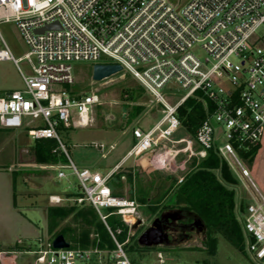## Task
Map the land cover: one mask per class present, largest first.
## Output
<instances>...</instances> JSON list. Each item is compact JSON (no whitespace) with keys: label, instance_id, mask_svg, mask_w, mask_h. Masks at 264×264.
<instances>
[{"label":"built area","instance_id":"2783aa9c","mask_svg":"<svg viewBox=\"0 0 264 264\" xmlns=\"http://www.w3.org/2000/svg\"><path fill=\"white\" fill-rule=\"evenodd\" d=\"M9 20L29 50L16 58L4 42L0 60L12 59L19 67L26 59L31 72L19 67L24 88L0 95V125L26 128L34 140L55 139L68 158L56 164L58 175L73 170L84 193L78 200L91 203L105 223L103 208H113L134 234L140 204L113 193L109 179L115 170H81L68 152L61 131L91 125L102 99L97 91L76 93L69 87L75 82L74 61L120 64L163 105L152 127L134 128L127 158L154 152L153 165L163 168L181 153L200 160L213 149L239 178H250L239 150L261 146L264 137V0H0V21ZM104 56L111 60L101 62ZM170 84L185 90L173 105L161 92ZM195 96L209 100L207 116L194 137L177 140L178 107ZM168 143L185 145L171 149ZM183 180L180 176L178 183ZM243 227L248 250L264 264L263 195L248 202ZM108 229L116 243L112 250L56 248L48 240L34 250L36 262L133 264L125 249L129 237L120 242Z\"/></svg>","mask_w":264,"mask_h":264},{"label":"rangeland","instance_id":"374dc122","mask_svg":"<svg viewBox=\"0 0 264 264\" xmlns=\"http://www.w3.org/2000/svg\"><path fill=\"white\" fill-rule=\"evenodd\" d=\"M4 42L16 58L24 56L29 50L16 22L12 20L0 21V50L6 48ZM195 52L201 57L205 56L204 51L199 47L195 48ZM110 60L109 57L104 56L101 62ZM94 64L91 61H74L72 65L75 82L69 86L76 93L97 91L101 95V103L94 108L93 121L89 126L64 129L61 131V135L72 160L81 170L89 168L92 171L98 170L105 174L123 154L119 153V148L122 146L110 149V144L118 140L122 142V138H126L130 134L128 132L121 137L123 131L121 128L140 125L149 129L162 117L163 105L127 70H122L102 80H94ZM19 67L26 74L31 72L26 59L20 60ZM19 67L12 59L0 60V95L24 88L25 84ZM161 92L166 101L173 105L181 98L185 90L179 85L170 84L161 89ZM183 136L192 137L180 126L174 137ZM97 142H103V148L95 145ZM34 144L35 140L28 134L26 128L7 129L0 125V251H5L0 255V264H37L34 250L39 247L40 242L45 244L52 235L48 229V208L50 206H71L76 203L74 197L67 199L66 196H58L57 199L51 200L52 197L48 196V193L51 192L78 190L79 180L71 168H65L66 175L60 177L58 175L60 169L56 167V164L40 162L34 152ZM103 153L106 155L103 156ZM239 157L250 175V178H239L232 171L238 180L237 184L233 185L236 190L235 212L245 237L244 251L237 249L218 233L217 251L210 253L209 245L206 242V232L199 234L193 232L190 238L183 242L151 247L143 246L138 242V237L152 224L157 215L153 214L148 205L140 204L137 216L143 222L135 231L138 232L136 239L125 247L132 263L260 264L248 250L243 222L246 214L244 207L248 202L259 194L264 196V137L252 162L243 157L240 152ZM153 168L155 172L157 171L156 173L165 170L155 166ZM189 170L188 168L182 169L180 175L185 176ZM13 174L17 179V191H30L31 195L38 193V199L36 204L33 203V206L24 204L22 198H19V205L16 204L19 207V212L13 210L7 202V195L12 192L14 186ZM160 174L166 175L165 173ZM252 181L258 191L252 185ZM124 183L121 190L127 197L130 185L126 180ZM166 201L170 203L171 200L168 198ZM81 202L77 200V204ZM103 211L106 212L107 208H103ZM76 222L77 220L72 214L61 219L59 224L60 226L70 224L75 227ZM66 238L69 236L66 235ZM18 246L26 247L19 249ZM85 263L77 261V264Z\"/></svg>","mask_w":264,"mask_h":264},{"label":"trees","instance_id":"16d2710c","mask_svg":"<svg viewBox=\"0 0 264 264\" xmlns=\"http://www.w3.org/2000/svg\"><path fill=\"white\" fill-rule=\"evenodd\" d=\"M212 103H210L211 106ZM207 98L189 97L178 107V116L181 126L194 137L200 124L207 116ZM260 145L250 149H240V154L253 161L260 149ZM34 152L40 162L48 163H68V158L58 149V142L51 138L36 139ZM192 168L185 174L184 180L178 183V178L158 175V193L149 198V189L138 183L139 188L136 192H131L130 197L136 198L139 204L148 205L153 214L159 215L166 209L174 208L186 212L194 219L197 215L206 224V242L209 245V252L217 251L218 238L221 234L231 244L240 251H244L245 237L241 231V226L236 216L235 208V188L237 178L234 176L229 165L223 161L213 150H209L208 156L198 160L193 158ZM121 171L114 172L109 179V185L113 193L122 196L118 188L122 184ZM132 182V175L127 177ZM141 185V186H140ZM153 185L150 182L149 187ZM84 193L79 187L78 190L69 193V197H74L76 203L71 206H50L48 208L49 224L48 229L52 234L49 240H53L57 235L63 234L71 242V246L79 248L98 247L100 249L112 250L116 243L108 229L114 232L120 242L129 241L125 247L136 239L138 232L129 235L130 227L122 217L114 213L113 208H107L106 223L101 218L96 208L87 201L77 204V200L83 197ZM170 198V203L166 200ZM245 211H246V207ZM243 209V207H242ZM74 215L76 226H60V220L69 215ZM108 225V226H107ZM120 230V232L118 231Z\"/></svg>","mask_w":264,"mask_h":264},{"label":"crops","instance_id":"0c3cea01","mask_svg":"<svg viewBox=\"0 0 264 264\" xmlns=\"http://www.w3.org/2000/svg\"><path fill=\"white\" fill-rule=\"evenodd\" d=\"M137 127L145 129V127L140 126V125H134V126H131L130 128H128L127 126L122 127L121 129H123V131H122L121 137L128 134V132L130 133L129 136H127L126 138H122L123 139L122 142L121 141L119 142V140H118V141L110 144V149H116L117 147L122 146L121 148H119L120 149L119 153H123V154L117 160V162L110 168V170H108L106 173H108L112 170H115V172H118V171L123 172L124 174L121 177L122 184H125L124 183L125 180L128 181L127 177L129 176V174H131L132 175V182L128 181L130 187L128 189L129 195L127 197H130L131 192L137 191V189L139 188L138 183L141 182L140 184L144 185L145 188L149 189L148 197L151 198V197L155 196L159 191V186H158V181H159L158 178L159 177H158V175H160V173L166 174V175H163V177L169 176V177L179 178L181 176L180 172L182 171V169H184V168L191 169L192 168L191 162H192V159L194 157L192 158V157H189L188 154L181 153L176 159H171L169 161V164L166 167L158 168V169H165L162 171H158V173H156L157 171L155 172L154 168H153L154 167V165H153V155H154L153 153L154 152H145L139 156H133V157L127 158L126 154L135 142L133 130H134V128H137ZM183 137H185V136H183ZM183 137H180V138H183ZM180 138L176 137L175 139L178 140ZM98 144H104V143L103 142L102 143L101 142L95 143V145H98ZM183 145H185V143H180V144L168 143V146H170L171 149L172 148H174V149L179 148ZM105 155H106V153H103V156H105ZM184 156H187V157H184ZM95 171H98V170H95ZM150 182H153V185L150 188H148ZM16 184H17V179H15V176L13 174V185H14L13 190L11 193L9 192V195H7L8 196L7 202L9 203L11 208L13 210L19 212V207H17V205H16V204L19 205V202H18L19 198H22V201L24 204H28L30 206H33L34 205L33 203L36 204V200L38 199V195H37L38 193L37 194L33 193V195H31L30 191H28V192H26L25 190L17 191ZM122 184H121V187L118 188V191L121 192L123 197H126L125 192H123L121 190V188L123 186ZM71 192H74V191H69V192L65 191V192H61V193L51 192V193H48L49 194L48 196L52 197L51 200H53L54 198L57 199L58 196L59 197L60 196L65 197L66 196L65 198L70 199L71 197H69V193H71ZM29 201H31V202H29ZM18 247L20 249V248H24L26 246H24V247L18 246ZM4 253H5V251H3V252L0 251V255L4 254ZM40 264H42V263H40Z\"/></svg>","mask_w":264,"mask_h":264},{"label":"water","instance_id":"95a60500","mask_svg":"<svg viewBox=\"0 0 264 264\" xmlns=\"http://www.w3.org/2000/svg\"><path fill=\"white\" fill-rule=\"evenodd\" d=\"M51 26L52 25H50V27ZM120 71H122V66L120 64L97 63L94 64L93 67V78L94 80H102ZM183 214L184 212L179 209L163 211L159 216H156L152 224L139 235L138 242L148 247L167 244L169 235L163 226V221L166 219H172L173 221L180 220L184 217ZM142 222L143 220L141 219L137 220L133 228L137 229ZM193 224L198 227V233L206 232L207 227L201 217L195 215ZM53 245L56 248H67L71 246V242L67 240L63 234H59L53 239Z\"/></svg>","mask_w":264,"mask_h":264},{"label":"flooded vegetation","instance_id":"af4514ba","mask_svg":"<svg viewBox=\"0 0 264 264\" xmlns=\"http://www.w3.org/2000/svg\"><path fill=\"white\" fill-rule=\"evenodd\" d=\"M183 215L184 217L180 220L173 221L172 219H166L163 221V226L169 235L168 245L188 240L193 232L199 234L197 232L198 227L194 226V219L191 215H188L186 212Z\"/></svg>","mask_w":264,"mask_h":264}]
</instances>
